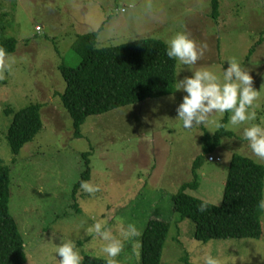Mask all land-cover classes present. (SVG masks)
I'll return each instance as SVG.
<instances>
[{"label":"rangeland","instance_id":"1","mask_svg":"<svg viewBox=\"0 0 264 264\" xmlns=\"http://www.w3.org/2000/svg\"><path fill=\"white\" fill-rule=\"evenodd\" d=\"M218 3L220 17L214 21L213 0H0V15L11 12L14 17L7 35L18 42L11 54L13 70L0 72V162L12 168L10 211L26 242V264H59L55 248L67 240L75 243L83 259L87 255L105 259L99 238L94 248L85 249L92 240L85 229L100 219L112 227L118 217L135 224L139 232L134 240L125 241L116 258L122 263H141L140 238L148 221L159 218L172 223L161 264H185V259L204 264L207 254L220 264H264V207L260 240L208 243L194 238L191 220L177 223L179 216L173 211V195L194 181L197 158H202L199 187L187 193L217 206L234 154L264 165L243 137L245 127L264 120V0ZM93 32H99L98 47L144 38L167 44L175 34L186 33L198 44H207L192 70L208 68L221 77L227 60L237 58L260 91L256 120L225 127L229 133L206 153L204 129L212 136L219 129L213 125L184 129L175 118L187 93L177 91L174 100L169 95L90 117L82 137L76 138L73 121L56 95L66 88L58 66L74 63V43ZM191 74L178 62L177 80ZM31 104L42 105L44 127L15 156L7 135L14 115ZM229 115L212 118L222 122ZM87 152L89 182L100 191L88 194L80 188L73 197L87 168L83 157Z\"/></svg>","mask_w":264,"mask_h":264},{"label":"trees","instance_id":"2","mask_svg":"<svg viewBox=\"0 0 264 264\" xmlns=\"http://www.w3.org/2000/svg\"><path fill=\"white\" fill-rule=\"evenodd\" d=\"M212 6L211 17L215 21L220 17L218 0H213ZM13 18L11 12L0 15V48L9 54L15 53L18 43L7 35ZM99 32L79 36L73 45L74 63L62 62L58 66L66 88L56 95L73 121L76 138L82 137V127L90 117L175 92L178 61L167 57L168 44L144 38L113 47H98ZM41 110V104H31L14 115L7 135L13 155L18 156L43 130ZM227 121L226 117L222 123ZM204 131L206 153L218 144L219 138L229 133L225 128L219 129L213 136L206 129ZM83 157L87 168L74 187L73 197L81 188V183L91 179L90 153H84ZM201 160L199 157L194 162V181L183 184L172 197L174 214L179 216L177 223L191 220L195 224L194 238L202 243L211 240H260L263 235L261 202L264 201V165L234 154L230 160L223 200L217 206L187 193L188 189L199 187L197 170ZM11 172V166L0 162V264H26V242L10 211ZM202 205L205 206L203 211L200 210ZM171 227V222L159 218L148 221L140 238V264H161ZM82 264H106V259L87 255ZM185 264L192 263L185 259Z\"/></svg>","mask_w":264,"mask_h":264},{"label":"clouds","instance_id":"3","mask_svg":"<svg viewBox=\"0 0 264 264\" xmlns=\"http://www.w3.org/2000/svg\"><path fill=\"white\" fill-rule=\"evenodd\" d=\"M167 44V57L187 66V70L192 73L177 80L175 84V92L187 93L176 109L175 118L176 121L182 122L184 129L192 130L209 125L216 129L239 127L256 120L255 101L260 91L253 87V78L249 70L242 66L237 58L227 60L229 66L223 68L221 77L208 68L192 70L197 61L205 55L206 43L198 44L186 33L179 32L167 41ZM14 63V57L0 48V72H11ZM172 99H175L174 95ZM225 113L230 114L227 125L218 118H212L214 114L216 117H223ZM243 137L248 141L252 153L264 160V120L245 127ZM80 187L88 194L100 191L98 185H93L89 181H83ZM261 206L264 207V201L261 202ZM200 210H205V206L202 205ZM85 231L92 237L91 242L85 244V249L94 248L99 238L102 241L100 252L104 254L106 264H119L116 258L123 251L125 241L134 240L139 235L135 224L127 223L119 217L112 227L100 219L95 220ZM55 251L60 257L59 264H81L83 259L80 249L71 240L62 241L56 246ZM203 260L204 264H220V261L211 254L203 257Z\"/></svg>","mask_w":264,"mask_h":264},{"label":"built area","instance_id":"4","mask_svg":"<svg viewBox=\"0 0 264 264\" xmlns=\"http://www.w3.org/2000/svg\"><path fill=\"white\" fill-rule=\"evenodd\" d=\"M38 30H40V28H38ZM210 161H213L214 160V158H212V157H210V159H209Z\"/></svg>","mask_w":264,"mask_h":264}]
</instances>
